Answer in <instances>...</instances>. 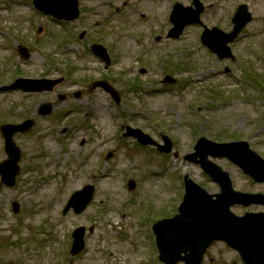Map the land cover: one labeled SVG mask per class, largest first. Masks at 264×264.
I'll return each mask as SVG.
<instances>
[{
	"label": "rangeland",
	"instance_id": "374dc122",
	"mask_svg": "<svg viewBox=\"0 0 264 264\" xmlns=\"http://www.w3.org/2000/svg\"><path fill=\"white\" fill-rule=\"evenodd\" d=\"M81 1L82 17L71 24H51L32 5H7L12 10L0 16L3 23L7 20L28 35L43 34L48 41L42 45L44 52L34 48L29 56L10 58L4 48L1 85L14 82L19 73L31 78L67 77L54 92H0V124L36 119L32 133L15 136L22 149L21 171L17 184L4 185L0 194V264H163L152 228L179 206L184 176L189 174L211 192L220 190L199 165L184 159L199 137L246 140L264 157V35H259L264 28V0H201L206 5L202 20L210 28L217 23L231 31V19L241 3L249 5L253 14V21L242 31L250 35L233 46L234 58L225 60L202 44L203 26L191 25L179 38L167 36L172 27L171 2L190 5L193 0ZM111 13L113 17L106 20ZM43 21L54 29L59 45L44 31ZM83 26L90 32L80 38ZM6 41L0 35V44ZM96 41L114 53L110 70L91 51L89 44ZM63 46L65 50L60 49ZM227 65L233 71L226 72ZM218 69L226 74L214 75ZM167 73L176 78L175 83H163ZM101 77L111 78L122 94L120 103L102 88L91 89L93 80ZM42 102L54 105L53 117L40 115ZM89 109L96 115L89 116ZM127 125L140 127L159 141L167 133L176 147L172 156L123 136ZM110 151L112 158H108ZM6 157L0 134V161ZM48 161L53 164L44 167ZM213 161L230 172L238 190L264 193L263 182H255L229 159ZM133 179L137 186L130 190ZM85 184L96 188L87 210L63 214L70 195ZM13 202L19 203L18 212ZM233 211L242 215L264 207L234 206ZM78 226L87 229L86 248L72 255V233ZM130 227L131 233L126 232ZM202 264L244 263L236 250L215 242Z\"/></svg>",
	"mask_w": 264,
	"mask_h": 264
},
{
	"label": "water",
	"instance_id": "95a60500",
	"mask_svg": "<svg viewBox=\"0 0 264 264\" xmlns=\"http://www.w3.org/2000/svg\"><path fill=\"white\" fill-rule=\"evenodd\" d=\"M66 2L69 7L65 14L54 9L50 11L59 17L72 19L77 15V2L75 0H66ZM200 11L201 8L196 12L193 21L199 20ZM250 19L251 15L247 11V6H241L234 19L237 27L233 33L226 35V42L232 41ZM176 29H173L170 35H178L183 27L179 30ZM209 35L208 31L204 34L205 42ZM105 87L115 94L110 86L105 85ZM27 125L28 123L22 126H13L7 136L11 159L0 166V171L4 174V181L9 185L15 183L14 174L15 170L17 171L19 159V150L15 148L12 136L14 130H23ZM127 134L134 135L144 144H155L148 134L139 129L131 128ZM166 142L167 145L161 146L160 150L169 152L171 141L167 140ZM196 150V153L190 154L186 158L199 163L213 179L219 182L222 185L223 194L219 196V200H213L207 191L186 177V195L180 207V214L156 226L161 260L168 264H175L181 259L186 264H200L205 250L215 240H223L241 253L246 264H264V215L248 213L244 217H239L230 211L234 204L246 206L252 202L264 204V195L235 192L228 173L210 161L209 156L229 157L257 181H264V161L249 150L247 143L218 145L202 138L198 142ZM13 169L15 170L11 173ZM134 186L135 184L132 182L130 188L132 189ZM92 197L93 187H87L72 197L68 208L77 204L78 210H83ZM82 236V232L75 234L77 238L74 246L76 252L83 247ZM183 252L187 253L186 256H182Z\"/></svg>",
	"mask_w": 264,
	"mask_h": 264
},
{
	"label": "flooded vegetation",
	"instance_id": "af4514ba",
	"mask_svg": "<svg viewBox=\"0 0 264 264\" xmlns=\"http://www.w3.org/2000/svg\"><path fill=\"white\" fill-rule=\"evenodd\" d=\"M16 28V29H15ZM14 30L18 33H23L22 30L20 29V31L17 29V25L15 26ZM25 34V33H24ZM26 36L22 37V38H19V39H16L13 43H14V49H15V53L18 55V54H23L24 56H29L30 53H33V49H32V46H31V43L32 41L34 40L33 39V35H28V34H25ZM22 40H26L29 44H25V43H22L21 41ZM44 46L45 44L42 43ZM24 49H27V52L24 51Z\"/></svg>",
	"mask_w": 264,
	"mask_h": 264
},
{
	"label": "bare ground",
	"instance_id": "6f19581e",
	"mask_svg": "<svg viewBox=\"0 0 264 264\" xmlns=\"http://www.w3.org/2000/svg\"><path fill=\"white\" fill-rule=\"evenodd\" d=\"M159 2H162V0H159ZM90 114H91V112H90ZM92 114L95 116L94 110L92 111ZM59 157H60V152L58 153V155L56 156V158H59ZM48 164H53V163L50 161V162H48Z\"/></svg>",
	"mask_w": 264,
	"mask_h": 264
}]
</instances>
